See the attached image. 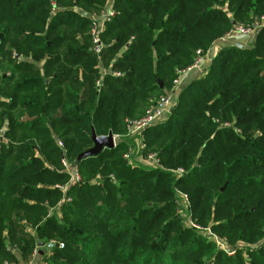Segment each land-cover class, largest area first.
Returning a JSON list of instances; mask_svg holds the SVG:
<instances>
[{
	"label": "trees",
	"instance_id": "16d2710c",
	"mask_svg": "<svg viewBox=\"0 0 264 264\" xmlns=\"http://www.w3.org/2000/svg\"><path fill=\"white\" fill-rule=\"evenodd\" d=\"M108 1L0 0V264L32 262L38 244L46 264H264V29L217 51L145 132L161 168L127 164L124 143L76 161L92 131L125 134L264 0H110L96 55L89 16ZM62 159L81 183L67 187ZM176 190L232 255L182 221Z\"/></svg>",
	"mask_w": 264,
	"mask_h": 264
},
{
	"label": "built area",
	"instance_id": "2783aa9c",
	"mask_svg": "<svg viewBox=\"0 0 264 264\" xmlns=\"http://www.w3.org/2000/svg\"><path fill=\"white\" fill-rule=\"evenodd\" d=\"M110 4L111 3H107L106 9L102 13L101 17L94 20V25L90 32L93 53L96 55L102 48L99 35L101 32H103L105 24L111 21L115 16ZM260 29H264V16L256 17L253 23L248 26L233 24L232 28L228 31V33L221 41L229 42L231 40L240 39L245 36L255 37ZM211 47L206 51L204 55H201V52L197 51L194 63L190 67L178 72V76L173 82L174 90L179 89L183 77L191 69L196 68L203 62L204 59L208 58L212 54ZM171 98L172 94H163L158 99V101L150 109H148V111H146L142 119L134 121L128 125L127 134L124 136V138H122L120 135H113V148H115L118 143H124L126 145L127 148L125 153L123 154V159L130 166L152 169L161 168L155 154L145 152L144 134L147 130L157 124L162 123L170 116L172 101ZM58 146H61V144L59 143ZM62 167L69 177L67 186L71 187L81 183L80 175L77 173V171H75V168L70 167L64 159H62ZM173 174L176 178H180L185 175V172L181 169H177L173 171ZM62 189L64 190V188ZM175 193L179 197V200H176L175 204L180 208V210H178V213H180L181 209H187L188 198L185 194H182L177 190L175 191ZM187 224L188 226L197 229V227L190 220L187 221ZM208 234L212 237L215 243L219 244L214 235H212L210 232ZM219 246L223 248L222 245L219 244ZM60 248H62V245H60Z\"/></svg>",
	"mask_w": 264,
	"mask_h": 264
},
{
	"label": "rangeland",
	"instance_id": "374dc122",
	"mask_svg": "<svg viewBox=\"0 0 264 264\" xmlns=\"http://www.w3.org/2000/svg\"><path fill=\"white\" fill-rule=\"evenodd\" d=\"M106 9V6H105V8L102 10V12L99 14V15H90L89 16V18H91L93 21L94 20H96L97 18H100L101 17V15H102V13L104 12V10ZM225 37V36H224ZM223 37V38H224ZM223 38H221V39H219L218 41H220V42H222L221 40L223 39ZM218 41H216V42H218ZM255 41H256V36L255 37H253V47H254V45H255ZM222 44H224L223 42H222ZM221 44V45H222ZM212 46V45H211ZM180 93H181V91L179 90V89H177V90H174L173 88H171V90L170 91H168V92H166V93H164V94H172V101H171V108H170V114H171V112H172V110H173V108L175 107V104L177 103V100H178V97H179V95H180ZM160 98V97H159ZM158 101V100H157ZM156 101V102H157ZM155 102V103H156ZM151 108V107H150ZM150 108H147L144 112H143V115L141 116V117H139L138 118V120H140V119H142L143 118V116L145 115V113H146V111H148V109H150ZM134 121H137V119H135V120H133L132 122H134ZM130 124V123H129ZM128 124V125H129ZM128 127V126H127ZM127 134V128H126V133L124 134V132L123 133H121L120 134V136L122 137V138H124V136ZM0 138H1V140H2V137H1V135H0ZM58 142V141H57ZM59 143L60 142H58L57 144L59 145ZM61 144V143H60ZM62 146V145H61ZM61 146H59V147H61ZM125 153V152H124ZM123 153V154H124ZM122 159H123V155H122ZM124 160V159H123ZM65 162L66 163H68V165L70 166V167H74L75 165H72V161L71 160H69V161H67V160H65ZM110 178L113 180V177L112 176H110ZM80 179H82L81 177H80ZM101 179H102V177L100 178V177H98V178H96L95 180H92V182H94V183H99V182H101ZM82 181V180H81ZM68 188L70 187V186H67ZM62 191H63V198L65 197V193H66V190H67V188H64V190L63 189H61ZM66 199H68L69 197H65ZM70 199V198H69ZM68 199V200H69ZM60 204V203H59ZM57 205L55 208H52V209H50L49 210V213L50 214H52V213H57L59 210H58V208L60 207V205ZM180 217L182 218V221L183 222H185V223H187V221H191V219H190V217L186 214V211H181L180 213ZM196 227H197V229H194V228H192L193 230H195V231H197L199 234H201L202 236H204L205 235V231H207V238H210V239H212V237L208 234L209 232H211V231H209L208 229H207V226H202V225H196V224H194ZM188 226V225H187ZM190 227V226H189ZM216 237V236H215ZM216 239L218 240V242H219V244L220 245H222L223 246V250H224V252L226 253V254H228V255H232L233 254V249H232V247H230V246H227L226 245V243H225V241L224 240H222V239H220V238H218V236L216 237ZM213 240V239H212ZM214 241V240H213ZM215 242V241H214ZM217 244V243H216ZM219 244H217L218 246H219ZM38 251L36 252V254H35V256L33 257V261L32 262H29L28 264H46L47 263V261H46V258H47V256H48V252H46V247L45 246H41V247H38ZM41 255H42V257L43 258H41ZM15 256H17L18 257V254H17V252H15ZM17 264H22L21 262H17Z\"/></svg>",
	"mask_w": 264,
	"mask_h": 264
},
{
	"label": "crops",
	"instance_id": "0c3cea01",
	"mask_svg": "<svg viewBox=\"0 0 264 264\" xmlns=\"http://www.w3.org/2000/svg\"><path fill=\"white\" fill-rule=\"evenodd\" d=\"M108 3H111L110 0L108 1ZM222 42L224 44H222ZM222 42H220V41L215 42L213 44V46L211 47V53L212 54L208 58L204 59L203 62L200 65H198L196 68L191 69L183 77V80L181 82V86L179 87L180 91H182L184 89V87L186 85H188L191 81L199 78L200 76H202L205 73L206 69L211 64L212 56L217 51H219L221 48L230 47V46H235V47H239V48H252L253 47V37L252 36H245V37H242L240 39L231 40L229 42H224V41H222Z\"/></svg>",
	"mask_w": 264,
	"mask_h": 264
},
{
	"label": "water",
	"instance_id": "95a60500",
	"mask_svg": "<svg viewBox=\"0 0 264 264\" xmlns=\"http://www.w3.org/2000/svg\"><path fill=\"white\" fill-rule=\"evenodd\" d=\"M234 23L232 22V25ZM159 88L162 89L161 82H158ZM91 142L93 146L86 150L85 152L79 154L76 158V161H80L84 158L94 157L97 156L99 153H101L104 149H112L113 148V135L111 133H108L105 136H96L95 133L92 131L91 133ZM224 187L221 189L223 191ZM41 244H38V247H41ZM53 247V244H48L47 248L50 249Z\"/></svg>",
	"mask_w": 264,
	"mask_h": 264
}]
</instances>
